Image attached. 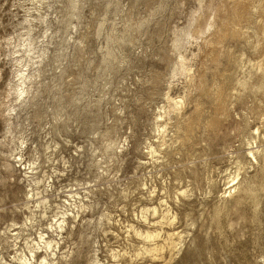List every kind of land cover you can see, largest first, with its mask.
Wrapping results in <instances>:
<instances>
[{"label":"rangeland","instance_id":"obj_1","mask_svg":"<svg viewBox=\"0 0 264 264\" xmlns=\"http://www.w3.org/2000/svg\"><path fill=\"white\" fill-rule=\"evenodd\" d=\"M237 1L0 0V264H264L263 0L199 34Z\"/></svg>","mask_w":264,"mask_h":264},{"label":"bare ground","instance_id":"obj_2","mask_svg":"<svg viewBox=\"0 0 264 264\" xmlns=\"http://www.w3.org/2000/svg\"><path fill=\"white\" fill-rule=\"evenodd\" d=\"M201 2H202V0H200ZM209 1V0H208ZM227 1V0H226ZM237 1V0H236ZM253 0H238L237 1V3L235 4V5H233L232 7H231V10H230V14H229V16L228 15H226L227 17H225V12H226V10H225V8L227 7L226 5H227V2L225 3V6L226 7H224V5L222 6V9L224 8V11L225 12H223V16L225 17H223V19H220V22H218V21H216V20H214V19H212V20H209V21H207V23H205L206 25H204L205 27L199 32V34L202 36L203 34H208L209 32L210 33H213L214 34V36H215V38H208V40L206 39V43H205V45H206V47H208V50H207V52L206 53H208V54H206V55H208V58H210L211 59V61L213 60L214 62L216 61V54L215 55H213L214 53H216V50L214 51V49L216 48V47H218V46H215V45H217L216 43H218V44H220V42H222V40L224 39V37L228 34H230V32H228V29L230 28V27H232V31H234L235 30V33H236V29H234V25H235V23H236V20H234V18L235 17H242L241 15L243 14V13H245L246 12V5L248 6L249 5V3L250 2H252ZM212 2V1H211ZM229 2V1H228ZM234 1H232V3H233ZM255 3H256V1H254ZM253 2V3H254ZM261 2H264V0L263 1H261ZM213 3V2H212ZM230 3V2H229ZM262 4V3H261ZM231 5V4H230ZM229 5V6H230ZM250 5H252V4H250ZM257 5V4H256ZM264 5V4H263ZM250 7V6H249ZM208 9V8H207ZM226 9H228V7L226 8ZM230 9V8H229ZM206 10V9H205ZM219 11V10H218ZM217 11V12H218ZM228 11V10H227ZM262 11V10H261ZM246 14V13H245ZM221 15V16H222ZM215 16V15H214ZM196 19H194L195 20V23H194V28H193V30L192 31H194V30H196V29H198L197 28V26L199 25V22H198V20H199V18L198 17H195ZM212 18V17H211ZM219 20V19H218ZM264 20V19H263ZM205 21V20H204ZM235 21V22H234ZM234 24V25H233ZM237 24H238V21H237ZM193 25V24H192ZM241 25V24H240ZM236 26V25H235ZM261 28H262V26H261ZM234 29V30H233ZM237 30H238V28H237ZM262 30V29H261ZM183 31V30H182ZM231 31V32H232ZM262 31H264V30H262ZM191 31H189V34H192V33H190ZM244 32V31H243ZM232 33H234V32H232ZM188 34V35H189ZM260 35V34H259ZM201 36H200V38H201ZM204 36V35H203ZM202 36V37H203ZM209 36H211V35H209ZM213 36V37H214ZM206 37H208V36H206ZM204 38V37H203ZM202 38V39H203ZM261 38H262V36H261ZM183 39V38H182ZM181 39V37H177L176 39H175V41H173V42H175V45H176V47H177V44H178V42H180V40H182ZM259 40V39H258ZM185 41V40H184ZM183 42V41H182ZM205 41H204V39L202 40V44L204 43ZM202 44H200V45H202ZM215 44V45H214ZM204 45V44H203ZM202 45V46H203ZM204 45V46H205ZM215 46V48L213 49V47ZM205 47V48H206ZM201 48H203V47H201ZM200 49V48H199ZM217 49V48H216ZM217 51H218V49H217ZM200 52H202V51H200ZM214 52V53H213ZM203 53V52H202ZM204 53H205V51H204ZM200 54V53H199ZM183 55V54H182ZM204 56V55H203ZM216 56V57H215ZM206 57V56H205ZM208 58H206V59H208ZM218 58V57H217ZM183 59V58H182ZM184 60H185V58H184ZM218 60V59H217ZM185 63H186V61H185ZM184 62H183V60H181L180 62H179V66H178V70H182V71H187L188 72V69H187V65L185 64ZM262 64V63H261ZM260 63H259V65H261ZM189 65V64H188ZM258 65V66H259ZM264 64H262L261 65V67L263 66ZM201 67V66H200ZM199 67V68H200ZM259 68V67H258ZM205 69V68H204ZM177 72V71H176ZM200 73H201V71H200ZM200 73H199V76H200ZM22 74V73H21ZM221 74V73H220ZM23 75V74H22ZM21 75V77H22V79H24L23 77H25L24 75L22 76ZM186 75V74H185ZM198 75V74H197ZM202 75H203V73H202ZM187 76V75H186ZM196 76V75H195ZM28 77H30L29 75H28ZM189 78H192L193 77V75H191V77L190 76H188ZM196 77H198V76H196ZM21 79V78H20ZM26 79V78H25ZM28 79V78H27ZM195 79H197V80H195ZM189 80V79H188ZM24 81L25 80H22L21 81V83H22V85L24 84ZM190 81H191V84L194 86V88L195 89H197L199 92H203L204 93V91H206V89H205V84H204V81H203V77L201 78V77H199V78H192V79H190ZM189 84V83H188ZM207 85V84H206ZM20 88V90L18 89V97H22V96H24L25 94H27V92H28V90H25V88H23V86H22V88L21 87H19ZM192 88V87H191ZM209 89V88H208ZM193 90V89H192ZM198 91H196V93L198 92ZM208 91H210V90H208ZM213 91H214V89H213ZM208 93V92H207ZM215 93H216V100L218 101H216L217 102V104H216V109H215V113H214V116H213V119H211L210 121H209V123H208V125L210 124V125H214V126H216L218 123H219V121H220V119H221V117L220 116H223L224 114H222V111H223V108H222V104H221V99H222V97H221V91H219L218 89H217V92H214V95H215ZM188 95V94H187ZM203 95H205V94H203ZM211 96V95H210ZM214 98V97H213ZM185 99V98H184ZM191 99V98H190ZM215 99V98H214ZM189 100V99H188ZM183 107H184V101H178V102H173V104L171 103V105H169V110H171V112L172 111H174V112H182V109H183ZM199 107V106H198ZM13 109V108H12ZM203 109V108H202ZM195 111H196V113H198L199 111H198V109L196 108L195 109ZM195 113V112H194ZM195 113V114H196ZM199 114V113H198ZM202 115V114H201ZM195 116V115H194ZM193 118H195V117H193ZM192 117H188L187 118V120H184L185 121V123H184V127H183V129L186 131V132H190V131H192L193 130V125H194V122H195V120L193 119ZM212 118V117H211ZM196 119V118H195ZM207 121V120H206ZM218 127V126H217ZM258 133V132H257ZM184 135V134H183ZM250 155H251V157L252 158H256L254 155V153L252 152V151H250ZM256 161V160H255ZM232 193V192H231ZM79 208H81V207H79ZM64 213V212H63ZM62 213V215H63V218L61 217V221H55V223H56V225H55V228L56 229H63V227H65V224H67L66 223V218L64 217L65 216V213L63 214ZM72 213H73V211H72ZM71 213V214H72ZM67 214V213H66ZM69 215V214H68ZM67 215V216H68ZM75 216V215H74ZM70 217V216H69ZM54 218H55V216H54ZM57 218V217H56ZM68 218V217H67ZM71 218V217H70ZM69 218V219H70ZM76 218V217H75ZM75 218H73V219H75ZM58 220V219H57ZM68 221V220H67ZM69 222V221H68ZM51 224V223H50ZM54 225H51L50 227H53ZM54 228V229H55ZM55 229V230H56ZM65 229V228H64ZM56 231H58V230H56ZM53 232H54V230H53ZM52 232V233H53ZM42 237V236H41ZM44 237H42V239H43ZM49 239V238H48ZM45 241V240H44ZM52 241H53V239H52ZM52 241H51V239L50 240H46L45 242H44V249L45 250H48V249H51V251H54L53 250V248L55 249V247H56V245H53V243H52ZM55 244H57V243H55ZM44 250V252H47V251H45ZM35 253V252H34ZM44 254V253H43ZM54 254H56V253H54ZM35 255H36V253H35ZM46 255V254H45ZM49 255H51V254H49ZM48 254H47V256H49ZM52 256V255H51ZM35 257V256H34ZM33 257V258H34ZM41 257H43V256H41ZM36 259V258H35ZM51 259V258H50ZM49 259V260H50ZM19 260L20 261H22V262H24L25 264H31L32 262H31V260L30 259H28L27 257L26 258H24V257H21V258H19ZM47 261H48V259H46V257L44 256L43 258H42V260L41 261H39V264H47ZM51 262V261H50ZM32 264H34V263H32Z\"/></svg>","mask_w":264,"mask_h":264}]
</instances>
